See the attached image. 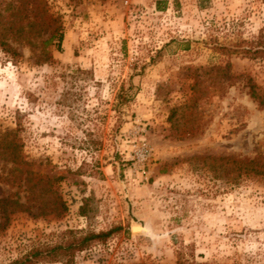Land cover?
I'll use <instances>...</instances> for the list:
<instances>
[{"label": "rangeland", "instance_id": "1", "mask_svg": "<svg viewBox=\"0 0 264 264\" xmlns=\"http://www.w3.org/2000/svg\"><path fill=\"white\" fill-rule=\"evenodd\" d=\"M40 2L60 44L30 26ZM130 9L0 0V130L17 132L29 172L0 182L24 206L0 230V264L35 250L32 264H264V178L236 175V160L264 155V108L248 94L249 80L264 90V0Z\"/></svg>", "mask_w": 264, "mask_h": 264}, {"label": "trees", "instance_id": "2", "mask_svg": "<svg viewBox=\"0 0 264 264\" xmlns=\"http://www.w3.org/2000/svg\"><path fill=\"white\" fill-rule=\"evenodd\" d=\"M160 7V6H158ZM34 16L30 21V26L32 29H42L41 33L38 36H42L43 33L50 31L51 38L55 39L58 44L62 42L63 36L58 28H54L55 20L50 16L44 8V5L40 2L36 8L33 10ZM34 34V33H33ZM37 35V34H36ZM28 38V37H26ZM32 41L36 39L35 36L29 37ZM28 38L26 40L27 44L32 45V41ZM244 53H251V55L256 56L258 54H262L263 52L259 49L245 50ZM249 96L259 104V107L264 108V90L260 92L257 90L255 84L251 83L249 80ZM124 98L121 94V98ZM0 162H2V166L5 167L6 164H9L11 168L5 173L3 170L0 171V182L6 183L9 186H14L15 181H19L18 179H23V181L27 182V176L23 178L24 174H28L29 172L21 171L17 166L25 164V161L22 156V144L19 142L17 138V132L13 130H0ZM237 163V172L236 175L240 178L245 176H253L258 178H264V155H258L252 159H240L236 160ZM231 170L226 169L224 175L228 177L230 175ZM19 185V184H18ZM23 204L19 202V198L16 200H12L10 196L1 197L0 198V212L1 219L3 222L0 223V230L5 228L8 222V216L10 215L9 209L20 210L23 211ZM122 228L120 226H115L108 231H102L99 233H93L84 236L81 239H78L76 242L71 243L65 247H56L51 251L48 250L46 252V256L42 259L50 262H56L59 259L60 253L71 252L74 253L76 251H82L92 245L93 243H103L105 242L113 233L121 231ZM41 251L35 250L30 253L24 260L13 262L12 264H32L40 259ZM41 261V260H40Z\"/></svg>", "mask_w": 264, "mask_h": 264}, {"label": "built area", "instance_id": "3", "mask_svg": "<svg viewBox=\"0 0 264 264\" xmlns=\"http://www.w3.org/2000/svg\"><path fill=\"white\" fill-rule=\"evenodd\" d=\"M181 1L182 0H122L123 5L129 9L130 16L135 15L134 12L130 9V6L132 5H140L142 3H146L151 5L155 9L157 6H173L175 4L181 3ZM141 152V156L138 157L139 161H147L150 158V152L146 148L141 149ZM141 172L143 175H146L144 167H142Z\"/></svg>", "mask_w": 264, "mask_h": 264}, {"label": "bare ground", "instance_id": "4", "mask_svg": "<svg viewBox=\"0 0 264 264\" xmlns=\"http://www.w3.org/2000/svg\"><path fill=\"white\" fill-rule=\"evenodd\" d=\"M133 229L135 231H139V232H142V233H145V234H149V232L142 226H133Z\"/></svg>", "mask_w": 264, "mask_h": 264}, {"label": "water", "instance_id": "5", "mask_svg": "<svg viewBox=\"0 0 264 264\" xmlns=\"http://www.w3.org/2000/svg\"><path fill=\"white\" fill-rule=\"evenodd\" d=\"M131 230H132V232H139V231H135V230L133 229V226L131 227Z\"/></svg>", "mask_w": 264, "mask_h": 264}]
</instances>
